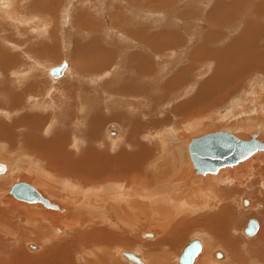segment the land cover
I'll list each match as a JSON object with an SVG mask.
<instances>
[{
	"label": "bare ground",
	"instance_id": "obj_1",
	"mask_svg": "<svg viewBox=\"0 0 264 264\" xmlns=\"http://www.w3.org/2000/svg\"><path fill=\"white\" fill-rule=\"evenodd\" d=\"M11 1L10 4L12 6ZM151 1L154 2V0ZM151 1L149 2L148 5L152 3ZM204 1H207L209 3L210 0H204ZM155 2H157V0ZM180 2L183 1L180 0ZM187 3L188 2L185 0L183 4L186 5ZM9 6L10 5H8V7ZM210 6H211L210 8L208 7L209 10H206V12L207 15H210V21L215 26L218 25L224 26L225 21L230 27L237 26L236 24L239 23L241 24L240 26H242L241 29H243L240 30L239 32V36L241 35L240 43L243 45L246 44V45L258 46L257 49H253L251 51V52L254 51L253 55H256L258 51L264 49V22L262 21L264 20V8L261 7L264 6V0H213V4ZM218 7H219V13L215 11L217 10ZM228 7L230 8L228 9ZM190 10L191 9H189L188 11ZM233 11L237 12L238 15L240 12L242 13L241 17H238L237 22L235 21L234 16L231 15ZM7 12L8 11H6V13ZM223 12L228 13V15L225 16L224 19H220L222 20L221 22H218L217 19L219 18V16L223 15ZM242 15L247 16L246 21L245 19L242 18ZM7 16L9 15L7 14ZM190 16L193 17V15L191 14ZM116 20L119 21L117 17ZM115 21L114 23H116L117 25L118 23ZM198 22H200V20ZM206 23H208V21ZM247 24H249V27L246 30ZM42 25L43 27H45L44 26L45 24ZM83 25L84 23H81V27ZM122 25H120V27L124 37L129 38L128 35H130L131 37L134 36L137 38L136 43L124 49L125 53L123 54V58H121V63H123L122 61L124 59H127L130 63L132 61L130 65V72L129 74H125L126 76L125 78H123L122 86H117V88H108L109 87L108 84V87L105 85L107 88H102L103 90L100 89L101 87L93 88V90L92 88L91 90H88V88L83 87L84 90H86V92L84 93L85 94L84 95L83 90L80 89L84 97L81 99L82 104H79L78 108L76 109H74V104L76 103L77 98H79L77 94H81L78 92L79 88H65V91L64 89L63 91L62 90L59 91L61 92L60 93L62 96L61 98L66 100L65 101L61 100L57 102L51 99L50 101L44 100L48 97V95H52L51 92H54L56 88H49L46 92V96H44L43 98H41L40 95H34L36 94V92H38L37 88H28L26 90L25 95L23 96L19 95V96L21 97V99H23L29 94H31L32 97L31 99L33 103L31 104L27 103L29 104L30 108H41L42 106L43 107L46 106L47 108V107H51L52 105H56L57 109L58 108L63 109L64 111L63 112L64 114L60 116L58 125H55L53 123V120L50 121L49 118L50 123L46 124V128L49 129L53 128L48 131L51 134L50 137H46L44 135L47 132L43 134V129H44L43 127H44V123L46 122L45 121L46 119L44 120L43 116H41L44 112H46V111L43 112V109L41 112L39 111V113L38 114L36 113L35 115L30 113L32 116H34L36 122H29L28 121L29 118L27 120L25 114L24 116L21 115L16 116L15 114H13L15 115V117L13 116L14 118L11 121V123L4 122L5 124H0V134H2V132L6 134L5 131L2 130V127H4V129L8 128L12 132L11 134L9 133L10 136L8 135V137H11L13 135L12 142L14 141V143H17V138L18 136H20L17 134L18 130L16 129L18 127H21V130L25 129L24 130L25 132L24 133L22 132L23 134L22 133L20 134L23 135L26 141L25 142L22 141V143L21 144L19 143V145L18 144L15 145L13 143V146L18 150V151L16 150V152L19 153V155H28V157L25 158L26 160H24L23 158V161L25 162L24 165L20 166V168H22L24 171L23 173L26 174L33 173V178L34 177L37 178L40 187L41 188L44 187L45 191L51 193L52 196L54 197H56L55 191L61 189L60 184L58 186L56 185L57 179H64L65 191L68 192L66 197L64 194V197L61 198L65 200L64 204H66L67 206L65 205L64 207H62L60 206L61 203L60 204L55 203L56 205H58V208L46 207L52 210L47 211V213L44 214L39 211V208H41L40 206H38L40 205L39 202L30 203L22 200V203L20 201H19L20 203H17L14 201L11 202V200L9 201L6 198H3L1 196L3 191L1 192L2 185L0 182V264H10V263L117 264V262L119 263V257L115 255V253L113 252L114 250L112 251V249L115 246H120L121 249L126 247L127 248L130 247L131 249L133 246L130 245H133L134 242L136 243V241L134 240H138L142 246L146 245L145 250L147 251L148 254L146 256L149 257L151 264H170L167 263V259H168L167 255L162 251L165 250L166 248L175 249L173 247H175V245L177 246V244H179L178 246L180 247L182 245V242H179L180 240L179 237L182 234L185 233L189 234L192 232H199V231H201L204 234L206 232H209L212 235V240L209 241L207 245H205V248L209 256H215L216 260L213 257L212 258L217 262V264L222 262V260H217V259H221L224 257V254L221 251L218 252V248L220 247L226 246L227 248L229 246L231 250L233 249L232 250L233 252L231 251L232 253L230 252L231 253L230 255L234 253V257L244 252V251L243 252L240 251L241 249H239L242 246L241 247L233 246L236 242L234 243L235 240L233 241L231 240L232 238H230L231 236L230 232L231 230L233 231L235 228L233 224L235 223V221H233L232 219L235 218L234 217L231 218L232 214L229 211L233 210L232 209L233 208L232 205H234L233 201H238L237 203L241 204L242 199H240L241 201L239 202V199L237 198L239 195L241 194L243 195L244 191L247 188L253 191V189H255L259 184L258 183L259 181L257 179L255 181L252 180L251 178L253 177L256 178V172L259 176L262 175L264 166L260 164V157L257 156L254 159H250V161L247 160L245 162L243 160V162L241 161L242 163L240 162L237 163L240 164L239 166L228 165L222 167L220 168L221 170L219 169L218 171L219 175L218 172L212 174L209 172L206 174L196 172V174H202L207 177L202 178L203 176L202 177L197 176L195 177V179L192 178L191 182L187 186L182 187L181 184L185 182L184 174L187 172L188 169L187 167H189L188 162L187 161H186L187 163L183 162V160H181L182 158L179 159L177 155L171 156L172 154H169L171 153L169 152V150L171 148L172 143L170 144L169 142L171 140L169 141L167 140L169 137L168 138L165 137L167 136V134L163 138L161 135V137L157 138L158 140L154 139L153 137H150L149 140L151 141L150 144L148 143L145 144L141 141L143 138H145L144 135H147V133H145L147 130L144 129L146 127L157 126L155 127L156 128L155 131L161 130V132L164 133V131H162L164 127L160 129V126H163L164 124L170 122L171 121L170 116L172 115H175L174 117L176 118L184 117V119L180 121L181 123L186 122L188 119H190L189 123H193L194 121L197 126L199 125L200 127L202 125L203 121L201 122V120H197L198 118L196 119L197 121H195L192 118L195 117L194 115L198 109L197 110L194 109V113L189 114L190 116H187V114L188 112L189 113L191 112V109L185 113L184 110L187 108V105L196 103L195 99H198L197 103L201 105L204 104L203 102L206 101L204 97L208 96L210 94L209 89L213 88L211 86L209 87V82H211L216 76L220 75V73L234 74V69L229 67L228 64L226 65L225 63L222 62L223 59L221 57L226 56L227 51L221 49L219 53L221 57L218 58L216 49L212 50V46L210 45L213 42L212 40L213 35L210 36L211 34L208 33L209 38L206 41L204 40L203 42H201L203 44L196 43L197 46L192 52L188 50L186 52L185 49L189 47L188 41L190 40L192 41L193 38L192 36L195 34V32H193L192 30L191 31H189V29L187 30V27L185 31L189 33V36H191L192 38L186 40L181 39V37H183L181 35L183 32L181 33L180 30L179 33H181L180 34L181 36L179 35L178 37H176L177 31L175 29H171V31L164 30L162 33H160L161 31L158 30L159 36H161L160 40L163 41L162 43H159L160 40L158 42L157 41L152 42L148 40L150 36L147 38V36H145L144 34L145 33L144 31H146L144 27H147L148 25H143L141 21L135 20L133 25L131 24L128 25L126 23ZM87 26H85V29H88L86 28ZM164 28H166L165 25L160 30ZM217 29L220 30L219 28ZM92 31L93 30H91V34L95 35L94 33H92ZM158 31L156 32V35H158ZM236 36H233L234 39L233 43H235L238 39ZM129 39L134 42V40H132L131 38ZM94 40L97 42V39ZM93 43L95 42L93 41ZM97 44H98L97 47H94V45L93 46L90 45L91 48H93L90 51H92V53H95L96 57L97 55H99L102 59H104V62L101 61L102 63L99 64L100 67L97 66V68L103 69L106 63V58L109 56L107 55V53H105V49L99 46L100 43H95V45ZM168 44L174 46V49H170V50L168 49L166 51ZM194 46L195 43L193 47ZM209 47L211 49L210 52V54H212L211 57L207 52V50H209L208 49ZM130 48L133 49V51L131 53H128L126 50ZM146 51H148V53L153 55L158 61L162 63L163 67L160 72L155 73L156 70L153 67V65L147 64V57L145 55ZM200 54H204V55L200 56ZM258 56L264 57V55H258ZM100 57H97V59H99ZM166 57H169V59H165ZM178 58L179 60H177ZM184 59L185 61H183L180 65H178L177 62H180L181 60ZM195 59L196 60L199 59V61H202L203 63L199 67H195L196 64ZM63 60L67 61L68 64L67 68L65 69L64 74L61 75L60 77H53L50 75L54 80H58L64 77L68 73V70L70 68L69 61L67 59H63ZM169 60H173V61H169ZM210 60H212L215 63V69H214L215 72L213 77L209 78L206 81H202L203 84L200 81L196 83L193 80L192 75L195 74V72H197L198 73L197 75L201 76L202 74L205 73L204 72L205 70L208 71L210 69V65L212 62ZM173 64H176V66H173ZM169 65L171 66V68L167 70L166 68ZM202 65H204V67H202ZM83 66L84 64H81L79 66L80 73H82ZM121 66H125V65L121 64ZM36 67L39 66L36 64ZM234 67L235 66H233V68ZM47 68H45V70ZM51 68H49V72L48 69L45 72L50 74ZM118 68L119 67H117V69ZM163 71H165V75H167L168 73H170V75L167 76L166 78H162L165 76V75L161 76V72ZM109 74L112 75L113 73H109ZM153 74H154V80L150 81L151 85H153V87L151 86V88H154L156 90L158 86L157 85L158 82L160 83L163 80L166 81L165 84H163V86H160L161 88H164L163 91H170L165 98L160 99L161 97L159 98L157 93L156 95H153L155 94L153 93L151 96H149L148 94L149 84L143 83V77L145 75L149 76ZM27 75H29V73H27L26 70L22 71V73L21 72L16 73L17 77L22 76L23 81L25 78H27L25 77ZM102 77L99 78L93 85L94 86L95 84L98 85ZM156 78L159 79L157 80ZM220 79L218 82H220ZM191 83L198 85L199 88L198 93L197 94L195 93V96L193 95V98L187 97V99H184L185 98L184 95H186L187 92H190L192 90ZM212 83L213 82H211V85ZM124 88H128V90H125ZM223 91L225 92L224 89ZM108 92H110L109 95L111 96L115 95L116 97L126 98L127 100L130 99L134 101H139V105L141 102L142 103L145 102L146 103L145 106L147 107H144V111L146 113L148 112V110L150 112V109H155V110L159 109V106L162 104V100L165 99L168 100V102L170 103V107L168 109L164 107L165 111L161 113L163 115L160 118H158V116L154 117L153 114L148 113L149 116H152V118L148 120H145L143 118L144 120H140V118L142 119V116L145 117L146 113L140 111L141 113L139 114L137 113L138 112L137 109H136V113L131 112L133 111V109L139 108L135 104L129 105L131 111H128L125 110L126 108L125 105H123L121 102L118 101L121 105L124 106V108L119 104L117 107L119 109L125 110V112L119 109L118 111L114 110V108H116L114 101L109 100V97L105 98ZM229 92L230 91H228L227 94H229ZM102 94L104 96H102ZM179 94L180 97L178 96ZM32 95H34V97ZM182 96H184V98ZM102 97L104 98L102 104L103 109L98 108V106L99 105L101 106V104L97 105L99 98ZM182 98L183 100L181 102L176 103L177 100L179 101ZM83 99L85 101V104H83ZM26 101H28V99H26ZM131 103H135V102H131ZM170 109L172 110L171 112L169 111L170 113L167 115L166 111ZM250 111L251 110H249L248 112L250 113ZM60 112L62 113V111ZM248 112H244V113H248ZM46 113L44 114V116H46ZM118 113L122 116L125 113H128L127 116H129L130 117L129 119L132 120L133 122L132 123L127 121L126 123L122 122L125 131L123 127L121 128V126L115 122L108 124L106 128L107 133L109 131L111 135H116L118 132L119 134L116 136H111L108 133L107 136L109 139H107L103 135L104 127H105L104 125L106 122L112 120L116 121L117 118L115 120L113 119V117L115 115L117 116ZM8 114L11 115V112L8 111ZM108 116L109 118H107ZM162 121H164L163 124L161 123ZM211 123L212 122L205 124H211ZM138 125L139 127H137ZM111 126H113V128H111ZM121 129H123L122 134H120ZM111 130L114 133H111L110 132ZM165 131L167 132L166 129ZM219 131H227V130H219ZM155 134L157 133L151 132V136ZM233 134L236 137L241 138L237 136L235 133ZM254 134L258 135L257 136L258 139L261 140L259 137V133H254ZM22 135H21V139H22ZM0 137H4V136L0 135ZM5 138H7V136ZM193 138H198V137H193ZM193 138H191V140ZM241 139H245V138H241ZM262 142L264 143V141ZM86 143L91 144L90 150L87 149ZM136 144H140V145L136 147ZM70 145L72 147H70ZM27 147L32 151L28 152L26 150ZM155 150L158 151L155 152ZM259 151L261 150H258L254 153H257ZM34 156L35 157L37 156L39 159H41V163L35 164ZM20 157L21 158L18 160L21 161L22 157L24 156H20ZM1 163L5 164L6 171H9L10 169L9 164L6 162H1ZM20 168L15 170H17L18 172ZM215 174L218 175L217 177L219 179L224 178L225 182L221 180L223 183H219L220 180L216 179L217 177L216 178L212 177V175ZM70 180H73L74 183L72 184ZM226 183L234 184L233 188L231 190H228L225 187ZM179 186L181 188H179ZM93 187H98V189L95 190ZM243 196H247L246 192L245 195ZM59 197H61V194ZM207 197L209 201H207ZM243 201L245 206L249 204V200L247 198L245 199L243 198ZM261 206L263 205L261 204ZM207 207L208 210H206ZM251 210L254 211L255 209L251 208ZM137 215L139 216L142 215L143 218L147 220L145 224H149L151 227H156L159 230L160 237L157 240H154L155 233L152 232H145L143 236L147 238H154L153 239L154 241H141L134 235L135 233L133 231L139 232L140 224L145 222V221L136 222ZM251 219H256V218H251ZM256 220L258 222V227L254 233L246 234L245 228L247 227L248 223L243 229L244 233L248 237L254 236L260 229V222L258 219ZM59 226L63 227V232L62 231L59 232L61 230V229H57ZM109 226L111 227L112 230H110ZM115 228H118L119 230L116 231ZM56 229L58 230V233H56ZM235 232H237V230ZM258 238L260 242L259 241H256L255 243L251 242L252 244L250 243L249 246L247 245L248 248L244 249L247 254H245L246 257L239 259L242 260L241 262H238L239 264H262V263L264 264V230L262 231L261 235ZM29 241L30 243L31 241H37L38 243L37 242H32V243L34 244L37 243L39 245L41 244L40 245L41 248L36 252H30L27 249V244ZM200 241H201L202 249L197 255V257L194 259L193 264H195V261L201 255V252L204 250L203 241L202 240ZM109 242L110 243L112 242V244H110ZM239 242L240 241H238V244ZM32 243L29 244L28 246L29 247L32 246L31 247L32 249L34 247H37ZM139 244H134V245L135 246L138 245L139 247ZM135 246L134 249L139 250V248ZM148 247L150 248V250H148ZM185 247H183V249ZM119 251L128 261L133 262L134 264H138L133 260H129L124 255V252H133V251H129L125 249ZM100 252L104 254H101ZM134 253L141 257L142 260L141 264H145L144 258L140 254H137L136 252ZM237 257L239 258V255ZM234 259L233 260L231 259L232 263H234L235 261ZM228 263H230V261Z\"/></svg>",
	"mask_w": 264,
	"mask_h": 264
},
{
	"label": "rangeland",
	"instance_id": "obj_2",
	"mask_svg": "<svg viewBox=\"0 0 264 264\" xmlns=\"http://www.w3.org/2000/svg\"><path fill=\"white\" fill-rule=\"evenodd\" d=\"M10 1L11 0H8V1L7 0H0V124L11 123V121L13 120L15 115L16 116H20V115L24 116V114L26 115L27 120L29 118V120H28L29 122H36L34 116H32L31 114H33V115H35L36 113L38 114L39 111L41 112L43 109V112L46 111L47 113H46V116H44L45 112L41 116H43L44 120L46 119L45 120L46 122L48 119L47 123L42 122V123H44L43 134L47 132L48 134L46 133L47 135L46 134H44V135L46 137H50L51 134L48 131L50 129H53V128H50V129L46 128V124L50 123L49 118H50V121L53 120V123L55 125H58L60 116L64 114L63 113L64 111H63V109H59V108L57 109L56 105H52L51 107H47V108H46V106L45 107L42 106L41 108H30L29 104L33 103L32 99H31L32 98L31 94H29L28 96H26L23 99H21V97H20V96L25 95L26 90L28 88H37L38 92H36V94H34V95H40L41 98L46 96V92L49 88H56V90L54 92H51L52 95H48V97L44 100L50 101V99H51V100H54L57 102V101H61V100H63V101L66 100V99L61 98L62 97L60 94L61 92H59V91H61V90L63 91V89L65 91V88H79L78 92L81 93L80 89H82L83 94H84L86 92V90H84V88H88V90H91V88H92V90H93V88H97V85L95 84V86H94L93 84L102 76H104V77H102V79L99 81V84H98L99 87H101L100 88L101 90H103L102 88H107L108 84H109L108 88H117V86H122L123 78H124L123 76L125 75L124 69L126 67L129 68L130 67L129 65H131L132 61L130 63L127 59H124L122 61L124 63L123 64V63H121V58H123V54L125 53L124 49L127 48L128 46H131L134 43H136L137 38L134 36L131 37L130 35H128L129 38L134 40V42H133L129 38L124 37L122 32H121L120 25L125 24V23L128 25H130V24L133 25L134 21L138 20V21H141V23L143 25H148L147 27H144L146 29V31H144L145 32L144 34H145V36H147V38L150 36L148 40H150L152 42H156V41L158 42L160 40L161 36H159V31H161L160 33H162L164 30L165 31H167V30L171 31V29H175L177 31L176 37H178L183 32L181 34L183 36V37H181V39H183V40H186V39L193 37L192 41L191 40L188 41L189 47L187 49H185L186 52H187V50L192 52L195 49V47L197 46L196 43L197 44L198 43L203 44L201 42H203L204 40L206 41L209 38L208 33H210L211 34L210 36L213 35V38H212L213 42H212V44H210V43H208V44H210L212 46V50L216 49L218 58L221 57V55H219L221 49L227 51V55L221 57L223 59L222 62L225 63L226 65L228 64L229 67L234 69V74H232V73H230V74L220 73V75L216 76L217 78L215 77L211 81V82H213L212 85H211V82H209V87L211 86L213 88H210L209 89L210 94L208 96L204 97V99L206 100L205 102H203L204 104L201 105V104L197 103L198 99H195L196 103H194V104L188 103L189 105H187V108L184 110V113L191 109V112L190 113L188 112V114H187V116H190L189 114L194 113V109H196V110L198 109L194 115L195 117H192V118L195 121H197V120H201V122L203 121L202 125L200 127H199V125L197 126L193 120H191V121H193V123H189L190 119H188L186 122L181 123L180 121H182L184 119V117L176 118V117H174L175 115H172V116H170V118H171L170 122L164 124L163 126H160V129H162L164 127V129L162 130V131H164V133L161 132V130L155 131V129H156L155 127H157V126L144 128L145 130H147L145 132V133H147V135H144L145 138H143L141 140L143 143L150 144L151 143V141H149L150 137L157 139L158 137H161V135H162V138H163L167 134V136H165L166 138L169 137L167 140L173 141V142L169 141L170 144L171 143L173 144V145L171 144V148L169 150V152H171V153H169V154H172L171 156L177 155V157L179 159L182 158L181 160H183V162H185V163L188 162L189 167H187L188 168L187 172L184 174L185 175L184 176L185 182H183L184 184L183 183L181 184L182 187L187 186L191 182L192 178L195 179V177H197V176H199V177L203 176L202 178L207 177V176L202 175V174H196V169L193 166V162L191 160V157L189 154V149H188L191 138L199 137V136H202L206 133H210V132H214V131L227 130V131L235 133L237 136H239L241 138H245V139L251 138V135L254 133H259L260 139L262 141H264V70H263L264 69L263 68L264 67V63H263L264 57L258 56V55H264V49L258 51L256 53V55H253L254 51L253 52H251V51L253 49H257L258 46L246 45V44L243 45L240 43L241 42V35L239 36V32H240V30H243V29H241L242 26H240L241 24H239V23L236 24L237 26H231L230 27V26H228V24L225 21L224 26L223 25L222 26L221 25L215 26L210 21V15H207V12H206V10H209L208 7L210 8L211 7L210 5L213 4V0H210L211 2L209 1V3L207 1H204V0H190V1L186 0L189 3V4L187 3L186 5L183 4L185 2V0H182L183 2H180V0H177V1H175V0H157V2H155L156 0H154V2H152L151 0H12L11 1L12 6L10 4ZM150 1L153 4L150 3V5H148ZM174 2H175V4H174ZM2 4H3V6H2ZM145 4H147V5H145ZM8 5H10V6L8 7ZM193 5H195V6H193ZM6 6H7V8H6ZM142 6H143V8H142ZM150 6L161 9L164 12V13L161 12V14H163V17L161 19V22L163 24H156V17H154V18L150 17L149 12L155 11L153 9H148ZM186 6H188L189 8ZM234 6H232V7H234ZM261 7L264 8V6H261ZM8 8H10V9H8ZM16 8H17V10H16ZM204 8H206V9H204ZM225 8H227V7H225ZM229 8L230 7H228V9ZM245 8H246V6H245ZM186 9H188V10L191 9V10L188 11ZM6 11H8L9 13L8 12L6 13ZM121 11H123V12H121ZM215 11L217 13H219V7ZM188 12L191 15H193V17L190 16V14ZM226 12H223V15L219 16V18L217 19L218 22H221L222 20H220V19H224L225 16L228 15V13H226ZM7 14L9 16H7ZM241 14L242 13L240 12L238 15V13L235 11H233L231 13V15L234 16L236 22H237L238 17H241ZM123 16H124V18H123ZM212 16H214V15H212ZM116 17L119 19V21L116 20ZM246 17L247 16L242 15V18L245 19V21H246ZM127 18H128V20H127ZM188 18L190 21L188 20ZM199 20H200V22H198ZM24 21H26V22H24ZM114 21L117 22L118 24L116 25V23H114ZM207 21H208V23H206ZM262 21L264 22V20H262ZM123 22H125V23H123ZM81 23H84V25L82 27H81ZM42 24H45L44 25L45 27H43ZM36 25L37 26L39 25L38 26L39 29L37 28ZM40 25H42V26H40ZM46 25L50 26V27H47ZM87 25L90 27H88ZM164 25L166 26V28L160 30L162 27H164ZM85 26H87L86 28H88V29H85ZM122 26H124V25H122ZM167 26H170V27H167ZM186 27H187V30L189 29V31L192 30L193 32H195V34L192 37L189 36V33H187L185 31ZM248 27H249V24L246 25V30L248 29ZM217 28H219L220 30H218ZM91 30H93L92 33H94L95 35L91 34ZM179 30L181 31V33H179ZM246 30H245V32H246ZM157 31H158V35H156ZM148 34H151V35H148ZM221 34H222V36H221ZM236 35H238V36H236ZM151 36H152V38H151ZM184 36H185V38H184ZM233 36H236L238 38L235 43H233V41H234ZM95 37H97V38H95ZM94 39H97V42ZM93 41L95 43H100L99 46L104 48L105 53H107V55L109 56L106 58V63L104 65L103 69L97 68V66H99V64L104 62V59H102L99 55L96 54L97 57H100L99 59H97V57L95 56V53H92V51H90L93 49L90 46V45H92ZM160 41H159V43L163 42V41H161V42ZM95 43H93V45H94V47H97L98 44L95 45ZM194 43H195V46L193 47ZM168 49L169 50L174 49V46L168 44L166 51ZM208 49L209 50H207V52H208L209 56L211 57L212 54H210V52H211L210 47ZM126 51L128 53H131L133 51V49L130 48ZM143 53H144V51H143ZM145 55L147 57V64L153 65V67L156 70L155 73L160 72L162 70V67H163L162 63L160 61H158L153 55L148 53V51H146ZM203 55L204 54H200V56H203ZM180 56H179V58H180ZM179 58L177 60H179ZM63 59H67L69 61V64H70L69 67L70 68L68 70V73L64 77H62L58 80H53L50 77L49 73H46L45 71H47V69H48V72H49V68H51L54 65L60 64ZM165 59H169V57H166ZM169 61H173V60H169ZM183 61H185V59L181 60L180 62H177L178 65H180ZM210 61H212V60H210ZM252 61H253V63H252ZM195 62H196L195 67H199L203 63L202 61H199V59L198 60L195 59ZM9 63H12V64H9ZM231 63H233V64H231ZM259 63H261V64H259ZM36 64L39 67H36ZM81 64H84V66L82 68V73H80V71H79V66ZM121 64L125 65V66H121ZM127 64H128V66H127ZM173 66H175V64H173ZM233 66H235V67L233 68ZM237 66H240V67H237ZM117 67H119V68L117 69ZM202 67H204V65H202ZM45 68H47V69L45 70ZM109 68L112 70H109ZM170 68H171V66L169 65V66H167L166 69L169 70ZM214 69H215V63L212 61L211 65H210V69L208 71L205 70L204 71L205 73L202 74L201 76H198L197 75L198 73L195 72V74L192 75L193 80L196 83H198L200 81L203 84L202 81H206L209 78L213 77L214 72H215ZM25 70L27 73H29V75L25 76L27 78H25L23 81L22 76L17 77L16 73H20V72L22 73V71H25ZM129 72H130L129 70H128V72L126 71V73H128V74H129ZM109 73H113V74L110 75ZM163 75H165V71L161 72V76H163ZM169 75H170V73H168L167 75H165L162 78H166ZM216 79H218V80H216ZM219 79H220V82H218ZM229 79H230V81H229ZM153 80H154V74L149 75V76L145 75L143 77V83L149 84L148 85L149 86V88H148L149 96H151L153 93H155L153 95H156V93H157L158 97L159 98L161 97L160 99L165 98L166 95H168L170 91H163L164 88H161L160 86H163V84H165L166 81L163 80L164 82L163 81H161L160 83L158 82V84H157L158 86L156 88L157 91H156L154 88H151V86L153 87V85H151L150 81H153ZM228 87L230 88V90ZM187 88H188V86H187ZM191 88H192V90L190 92H187L186 95H184L185 98H184V96H182L184 99H187V97L193 98V95L195 96V93L196 94L198 93L199 88H198L197 84L195 85L194 83H191ZM216 88H217V90H216ZM124 89L128 90V88H124ZM223 89L225 90V92L226 91L227 92L225 93L223 91ZM228 91H230L229 94H227ZM18 92H19V94H18ZM110 92H108L107 95L105 94L106 95L105 98L109 97V100L114 101V103L116 105V108H114V110L118 111L119 108L117 106L119 104L123 108H124L123 105H125V107H126L125 110L131 111L129 108V105L135 104L139 108H135L131 112L136 113V109L138 111L137 113H139V114L141 113L140 111L145 112L144 107H147V106H145V104H146L145 102H143V103L141 102L140 103L141 106H140L139 101H134V100H130V99L127 100L126 98L116 97L115 95L111 96V95H109ZM37 93H39V94H37ZM81 94H77L79 98H77V101H76L77 104L76 103L74 104V109L78 108L79 104H82L81 99L84 97L85 94L84 95L82 94L83 96ZM103 94H102V96H104ZM34 95H32V96L34 97ZM178 96L180 97V94ZM183 98L179 101L177 100L176 103L181 102L183 100ZM26 99H28V101H26ZM103 99H104L103 97L99 98L97 105L101 104L102 107L99 105L98 108L103 109V105H102ZM118 101L121 102L123 105H121ZM131 102H135V103H131ZM15 103H16V105H15ZM27 103H29V104H27ZM83 104H85L84 99H83ZM204 105L205 106L208 105V106L205 107ZM17 106H19V107H17ZM200 106H201V108H200ZM203 106H204V108H203ZM10 107H11V109H10ZM13 107H14V110H13ZM164 107L166 109H168L170 107V103L166 99L162 100V104L159 106V109H156V110L150 109V112L148 110L147 113L145 112L146 113L145 117L142 116V119L140 118V120H144V119L148 120V119L152 118V116H149L148 113L153 114L154 117L158 116V118H160L163 115L161 113H163L165 111ZM6 110L10 111L11 115H9L8 111H6ZM119 110L125 112V110H123V109H119ZM171 110L172 109L167 110L166 114L168 115L171 112ZM203 110L204 111L206 110V111L204 112ZM249 110H251L250 113L248 112ZM60 111H62V113ZM244 112H248V113H244ZM13 114H15V115H13ZM127 115H128V113H125L123 116L118 113L117 116L115 115L113 117V119H115V120L117 118L116 121L112 120V121L106 122L104 125L105 126L104 127V134H103L104 137L109 139L107 136L109 131L107 133V129H106L108 124L115 122L118 125H120L121 128L123 127V129H124L122 122L126 123V121H127V122L132 123L133 121L130 120L129 119L130 117ZM199 117H200V119H199ZM204 117H206V118H204ZM101 118H102V116H101ZM107 118H109V116ZM30 120H32V121H30ZM108 120H110V119H108ZM119 121H121V122H119ZM208 121L212 122V123L211 124H205V123H209ZM163 122L164 121H162L161 123L163 124ZM170 124H172V125H170ZM176 124H178L180 127ZM192 124H194V125H192ZM189 126H190V128H189ZM137 127H139V125ZM111 128H113V126H111ZM7 129L8 128L4 129V127H2V130L5 131L6 134H4L3 132H2L3 135L0 134L1 136H4V137H0V161L8 163L10 169H9V171L5 170L6 171V172L4 171L5 173L2 172L3 174H0V182L2 185L1 192L2 191L4 192V193L2 192L1 196L3 198H6L9 201L11 200V202L14 201L17 203H20V202L22 203V200L16 199L10 193V188H11L13 183L19 182V181H24V182H28V183L33 184L43 196L47 197L48 199H50L52 202H54L56 204L61 203L60 206L64 207L66 205V204H64L65 200L61 199V198L64 197V194H65V197L68 194V192L65 191V186H64L65 180L64 179H57L56 185L58 186L60 184L61 189L55 191L56 197H57L56 198V197L52 196L51 193L46 192L44 187L43 188L40 187V185L38 184L37 178L36 177L33 178V173H29V174L23 173L24 171L22 168H20V166L24 165L25 162L23 161V158H24V160H26L25 158H27L28 155H19V153L16 152L17 149L13 146L14 141L12 142L13 135L11 137H8V135L10 136V134L12 132L9 129L7 131ZM123 129H121L120 134H122ZM165 129L167 130V132L165 131ZM16 130H18L17 134L20 136H18V138H17V143H14V144L19 145V143L21 144L22 141H24V142L26 141L22 135L25 132L24 131L25 129L21 130V127H18ZM124 131H125V129H124ZM110 132L114 133L112 130ZM151 132L157 133V134L151 136ZM20 133H22V134H20ZM118 134H119V132L116 135H118ZM21 135H22V139H21ZM116 135H111V136H116ZM6 136H7V138H5ZM58 139H59V136H58ZM86 144H87V149L90 150L91 144H88V143H86ZM138 145H140V144H136V147H138ZM12 147H14V148H12ZM70 147H72V146L70 145ZM1 148H4V149H1ZM26 150L28 152L32 151V150L28 149V147L26 148ZM157 151L158 150H155V152H157ZM167 155H168V153H167ZM20 156H24V157H22L21 161L18 160L21 158ZM257 156L260 157V164L264 166V150H261L257 153H254L252 156H250L246 160H244V162L247 160L250 161V159H254ZM13 157L15 160L13 159ZM34 160H35V164L41 163V159H39L37 156L36 157L34 156ZM179 162H181V161H179ZM242 162H240V163H242ZM239 165L240 164H236L234 166H239ZM230 167H232V166H230ZM19 168H20V170H18V172L19 171L20 172L18 173L17 170H15V169H19ZM230 169H232V168H230ZM263 171H264V169H263ZM263 171H262L261 176H259L256 172V178H254V177L251 178L252 180L256 181V179H257L259 181L258 182L259 184L257 185V187L255 189H253V191H251L249 188H247L243 193V195H245V192H246L247 196H243L241 194L237 197L239 199V202L241 201L240 199H242L241 204L237 203L238 201H233L234 202V205H232L233 210L229 211L233 215V216L231 215V218L232 217L235 218V219H232L233 221H235V223H233V221H232V223L234 224V227L236 228V229L234 228L233 231L231 230L230 235L232 236V234H233V236L232 237L230 236V238H232L231 240H233V241L235 240L234 243L236 242L235 243L236 245L234 244L233 246H237V247L242 246L239 249H241L240 251H242V252L244 251V252L241 254H238L239 255V258H238L237 257L238 255H236V254H235L236 256L234 257V253L232 255H230L233 252L232 251L233 249L231 250V248H229V246L227 248H226V246L220 247V248H218V252L221 251L224 254V257L221 259H217V260H222V262L219 264H234V263L237 264L238 262H241L242 260H239V259L246 257L245 254H247L244 249H247L251 242L255 243L256 241H259L258 237L261 235L262 231L264 230V197H263L264 196V185H263L264 184V172ZM188 175L189 176L191 175L192 177L191 176L189 177ZM215 175H212V177L216 178L219 175V172H218V175L217 174H215ZM216 179H218L220 181L222 180L223 182H225L224 178L219 179L217 177ZM220 181H219V183H223L222 181L221 182ZM70 182L72 184L74 183L73 180H70ZM233 186H234V184H231V183L225 184V187L228 190H231L233 188ZM254 187H255V185H254ZM93 188L95 190L98 189V187H93ZM179 188H181V187L179 186ZM100 189H101V187H100ZM261 190H262V192H261ZM52 193H54V192H52ZM59 193L61 194V197H59L60 196ZM243 198L244 199L247 198L249 200V204H247L246 206L244 204ZM207 201H209L208 197H207ZM261 204L263 206H261ZM38 206L41 207V208H39V211L44 213V214L47 213V211L52 210V209L46 208L42 203H40V205H38ZM251 208H254L255 210L253 211V210H251ZM206 210H208V207L206 208ZM243 211H244V213H243ZM248 211H249V213H248ZM258 215H259V217H258ZM251 218H256L259 220L260 229L254 236L248 237L244 233L243 229L247 225L248 221ZM136 220H137L136 222L145 221L144 223L140 224V231L139 232L133 231L135 233L134 235L139 240H141V241H154L160 237L159 230L156 227H151L149 224H145L147 220H145L142 215H140V216L137 215ZM110 226H109V228H110V230H112ZM57 229H61L59 232H61V231L63 232L62 226H59ZM57 229H56V233H58ZM115 230L118 231L119 229L115 228ZM236 230H237V232H235ZM145 232L155 233V237H154L155 239L154 238H147V237L143 236V234ZM185 234H182L179 237L181 240V241L179 240V242H182V245L180 247L178 246L179 244H177V243H176L177 246L175 245V247H173L175 249L166 248L164 246L166 249L163 250L162 252H164L168 257L167 263L179 264L178 259H179V256L181 254L183 247H185L189 241L199 238L200 240L203 241L204 250L201 252V255L195 261V264H217V262L215 261L216 260L215 256H209L208 252L205 248V245H207L208 242L212 240V235L209 232H206L204 234L201 231H199V232H192L189 234H187V233H185ZM237 239H238V241H240L239 244H238ZM134 241H136V243L134 242L133 245H130V246H133L132 247L133 249L132 248L130 249L129 246H128L129 248L126 247V248H122V249L120 246H115L114 248L112 247L113 248L112 251L114 250L113 252L115 253V255L117 257H119V263L120 264H127V263L128 264L129 263L134 264L133 262L128 261L119 251V250L125 249V250L136 252L137 254H140L144 258L145 264H151L149 257L146 256V255H148L147 251L145 250L146 245L142 246L138 240H134ZM32 242H37V241H31V243ZM31 243L29 241L27 244V249L30 252H36L37 250H39L41 248V246H40L41 244L39 245V244H37L38 243L37 242L36 244L32 243V244L37 246V247H34L32 249L31 248L32 246H30V247L28 246ZM110 244H112V242ZM134 244H139V247H138V245L135 246ZM134 246L139 248V250L134 249ZM237 247H236V249H237ZM228 248L230 249V251ZM239 249H238V251H239ZM148 250H150L149 247H148ZM215 250H217V249H215ZM240 251H239V253H240ZM100 253L104 254L102 252H100ZM236 253H238V252H236ZM229 255L231 256L232 260L235 258L234 263H232ZM236 259H238V260H236ZM229 261H230V263H228ZM119 263L117 262V264H119ZM10 264H14V263H10ZM24 264H32V263H24ZM106 264H110V263H106Z\"/></svg>",
	"mask_w": 264,
	"mask_h": 264
},
{
	"label": "water",
	"instance_id": "obj_3",
	"mask_svg": "<svg viewBox=\"0 0 264 264\" xmlns=\"http://www.w3.org/2000/svg\"><path fill=\"white\" fill-rule=\"evenodd\" d=\"M67 61L50 69V75L60 77L67 68ZM258 135L253 134L250 139H241L227 131H215L198 138H193L189 143V152L197 173H216L220 168L235 165L258 150L264 149V143ZM6 170L5 164L0 162V173ZM10 193L17 199L30 203L40 202L48 208H58L47 197L43 196L31 183L19 181L12 184ZM258 222L250 219L245 228L246 234H252L257 230ZM201 241L191 240L183 249L179 264H193L194 259L201 251ZM124 255L138 264L142 263L141 257L134 252H124Z\"/></svg>",
	"mask_w": 264,
	"mask_h": 264
},
{
	"label": "crops",
	"instance_id": "obj_4",
	"mask_svg": "<svg viewBox=\"0 0 264 264\" xmlns=\"http://www.w3.org/2000/svg\"><path fill=\"white\" fill-rule=\"evenodd\" d=\"M148 9H153V10H155V11H151V12H149V15H150V17L151 18H154V17H156V24H163L162 22H161V19H162V17H163V14H161V12H163L161 9H158V8H155V7H149ZM164 13V12H163ZM162 15V16H161ZM63 61V60H62ZM70 65V64H69ZM130 66V65H129ZM175 66H176V64H175ZM109 70H112V69H110L109 68ZM125 70V72L127 71L128 72V70L130 71V67L129 68H125L124 69ZM125 74H128V73H125ZM50 75V74H49ZM125 76L126 75H124L123 77L125 78ZM51 77V76H50ZM52 78V77H51ZM53 79V78H52ZM54 80V79H53ZM164 82V81H163ZM97 88H99V85H97ZM46 113V112H45ZM108 126V125H107Z\"/></svg>",
	"mask_w": 264,
	"mask_h": 264
}]
</instances>
